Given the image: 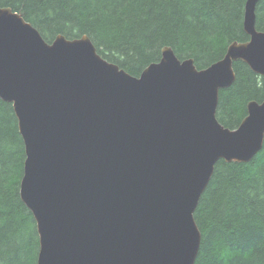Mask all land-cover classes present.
Here are the masks:
<instances>
[{"label": "water", "instance_id": "obj_1", "mask_svg": "<svg viewBox=\"0 0 264 264\" xmlns=\"http://www.w3.org/2000/svg\"><path fill=\"white\" fill-rule=\"evenodd\" d=\"M247 0V42L198 69L171 47L139 77L87 36L48 43L0 7V98L13 105L26 160L21 198L40 240L37 264H195V213L220 161L249 163L264 145V100L238 128L217 119L243 62L264 77V32Z\"/></svg>", "mask_w": 264, "mask_h": 264}, {"label": "trees", "instance_id": "obj_2", "mask_svg": "<svg viewBox=\"0 0 264 264\" xmlns=\"http://www.w3.org/2000/svg\"><path fill=\"white\" fill-rule=\"evenodd\" d=\"M247 0H0L52 43L87 35L102 57L139 77L171 47L198 69L220 61L229 45L247 42ZM264 32V0L256 6ZM220 92L218 121L236 129L250 101L264 100V77L243 62ZM25 144L13 105L0 98V264H37L40 240L21 198ZM202 242L195 264H264V145L249 163L220 161L195 213Z\"/></svg>", "mask_w": 264, "mask_h": 264}, {"label": "bare ground", "instance_id": "obj_3", "mask_svg": "<svg viewBox=\"0 0 264 264\" xmlns=\"http://www.w3.org/2000/svg\"><path fill=\"white\" fill-rule=\"evenodd\" d=\"M259 31V30H258ZM263 32V31H262Z\"/></svg>", "mask_w": 264, "mask_h": 264}]
</instances>
